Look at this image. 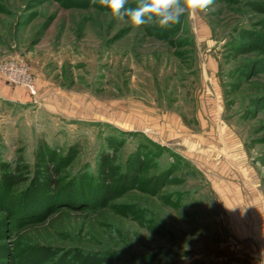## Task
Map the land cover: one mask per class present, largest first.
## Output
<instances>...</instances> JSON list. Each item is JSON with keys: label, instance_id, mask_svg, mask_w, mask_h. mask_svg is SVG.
I'll list each match as a JSON object with an SVG mask.
<instances>
[{"label": "rangeland", "instance_id": "1", "mask_svg": "<svg viewBox=\"0 0 264 264\" xmlns=\"http://www.w3.org/2000/svg\"><path fill=\"white\" fill-rule=\"evenodd\" d=\"M263 40L264 0H213L166 27L120 21L99 0H0V66L28 69L38 101L0 99V264H251L230 244L211 172L125 124L143 108L192 115L210 86L198 62L217 56L228 84L222 111L264 197V55L243 50ZM136 151L142 172L110 199L97 180L101 157L124 176ZM5 174L28 182L3 184Z\"/></svg>", "mask_w": 264, "mask_h": 264}, {"label": "crops", "instance_id": "2", "mask_svg": "<svg viewBox=\"0 0 264 264\" xmlns=\"http://www.w3.org/2000/svg\"><path fill=\"white\" fill-rule=\"evenodd\" d=\"M205 57L206 59H200L198 62V73L210 86L207 88L208 92L205 93L203 89L204 92L197 94L192 115L180 109L155 111L143 108L135 113L131 112L134 115L129 117L125 125L127 130L143 132L165 147L178 145L180 156L194 164L205 177L207 176L205 170L210 171L209 179L215 181L221 192L223 225L228 231L230 244L243 251L244 257L251 264H264V197L256 188L258 181H255L256 186L254 185L258 175H255L253 167L248 163L249 152L245 142L236 137L233 124L224 116L225 109L222 111L225 91L220 61L212 54ZM206 94L207 97L202 98ZM0 99L23 104L38 102L25 88L1 81ZM203 99L209 100V108L205 110L204 107V113L203 109H200V106H203ZM210 99L217 103L219 111ZM210 151L215 155L207 157ZM191 156L204 160L203 166L202 163L199 165H196L195 161L193 163ZM245 171L248 173L244 174ZM241 172L244 174L243 178ZM215 194L218 195L217 192Z\"/></svg>", "mask_w": 264, "mask_h": 264}, {"label": "clouds", "instance_id": "3", "mask_svg": "<svg viewBox=\"0 0 264 264\" xmlns=\"http://www.w3.org/2000/svg\"><path fill=\"white\" fill-rule=\"evenodd\" d=\"M97 0H92L95 4ZM213 0H138L135 7L128 5V0H99V4L110 9L120 21L127 20L133 26L158 22L161 27L179 22L185 10L190 13L204 11Z\"/></svg>", "mask_w": 264, "mask_h": 264}, {"label": "trees", "instance_id": "4", "mask_svg": "<svg viewBox=\"0 0 264 264\" xmlns=\"http://www.w3.org/2000/svg\"><path fill=\"white\" fill-rule=\"evenodd\" d=\"M257 10L260 9L256 8ZM235 30V29H234ZM246 35V32L244 33V36ZM192 40V38H191ZM263 44H254L253 46H251V44L244 43L243 44V50L245 51V53H250V52H254V51H258V52H262L264 55V40L262 42ZM252 47V48H251ZM242 48V47H241ZM243 68V67H242ZM244 70V68H243ZM235 73H237L239 70L234 69ZM233 73V71H232ZM245 73V72H244ZM247 75V74H246ZM224 72L223 70L221 71V79H224ZM244 79L243 76H240L239 78ZM225 80V79H224ZM222 85L225 89H227L228 84L227 82L223 81ZM264 97V92H261L260 94H258V97ZM257 97V95H256ZM247 142V141H246ZM247 145V144H245ZM133 156L131 157V159H127L126 160V164H124L125 168L122 167V171L121 172H127L126 175H119L118 172L116 173L115 168H113L111 166V162L109 160L110 155L109 154H104L101 157V160L99 162V167H100V173L98 174V182L101 181V184L105 183V185H103V187L105 189H107L108 194L110 195L109 198L111 199L112 197H118L120 195L119 192V188L121 186L122 183H136L137 181V177L138 174L140 175V173L142 172L144 166L142 163H140V158H142L143 156L141 154H139V152H134L132 154ZM132 159L136 160V162H134ZM143 159H145L143 157ZM113 160V158L111 159ZM117 169V168H116ZM45 174L49 177V179H45L46 182H48L47 184L49 185V187H51V189H53V191L55 190L57 193H59L62 189V184H61V180L59 179L60 174L58 172V170L55 168V166L51 167L48 166L45 170ZM81 176V175H79ZM3 179V184L7 183L8 181H10L12 185L14 186H21V185H25L26 182H28V179L22 177H14L12 174H5ZM154 177L152 178V180L154 181ZM152 181V182H153ZM30 182V181H29ZM8 184V183H7ZM113 185V187H112ZM27 188V187H26ZM112 189L114 190V192H112ZM146 192V191H143ZM153 196H157V192H152ZM72 198L69 199V202H73V201H77L75 200V198L73 196H71ZM173 198V196H171ZM172 198H170V200H172ZM169 201V200H168Z\"/></svg>", "mask_w": 264, "mask_h": 264}, {"label": "built area", "instance_id": "5", "mask_svg": "<svg viewBox=\"0 0 264 264\" xmlns=\"http://www.w3.org/2000/svg\"><path fill=\"white\" fill-rule=\"evenodd\" d=\"M0 73L5 77L6 83L23 85L27 87L30 95L36 94L28 69L11 62L0 66Z\"/></svg>", "mask_w": 264, "mask_h": 264}]
</instances>
